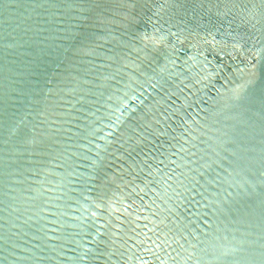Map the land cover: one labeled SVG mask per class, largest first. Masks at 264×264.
<instances>
[{"label":"water","instance_id":"95a60500","mask_svg":"<svg viewBox=\"0 0 264 264\" xmlns=\"http://www.w3.org/2000/svg\"><path fill=\"white\" fill-rule=\"evenodd\" d=\"M0 264H264V0H0Z\"/></svg>","mask_w":264,"mask_h":264}]
</instances>
